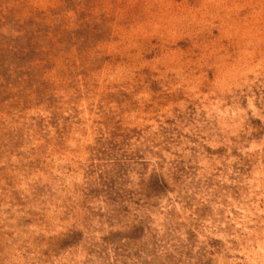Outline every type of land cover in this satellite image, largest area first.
Wrapping results in <instances>:
<instances>
[{
	"label": "rangeland",
	"instance_id": "1",
	"mask_svg": "<svg viewBox=\"0 0 264 264\" xmlns=\"http://www.w3.org/2000/svg\"><path fill=\"white\" fill-rule=\"evenodd\" d=\"M0 264H264V0H0Z\"/></svg>",
	"mask_w": 264,
	"mask_h": 264
}]
</instances>
